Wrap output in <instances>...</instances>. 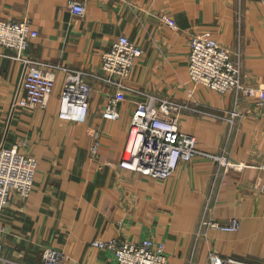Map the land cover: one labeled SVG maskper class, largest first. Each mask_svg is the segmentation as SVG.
I'll return each mask as SVG.
<instances>
[{"label": "crops", "instance_id": "obj_1", "mask_svg": "<svg viewBox=\"0 0 264 264\" xmlns=\"http://www.w3.org/2000/svg\"><path fill=\"white\" fill-rule=\"evenodd\" d=\"M84 1V14L75 15L67 0H0V20L27 17L38 32L26 56L80 70L91 88L83 122L57 115L60 72L44 108L13 106L22 68L0 47V146L38 161L29 196H14L0 210V264H42L47 248L63 252L64 264H116L90 241L145 237L165 243L168 264H204L212 250L264 264V117L253 100L194 85L187 66L190 38L209 31L229 49L243 82L258 86L264 75V0ZM120 35L143 50L124 92L100 79L101 54ZM113 94H120L119 118L109 120L103 110ZM147 95L199 102L202 113L181 114L180 130L194 135L202 152L225 150L245 164L243 170L221 174L217 162L204 156L181 163L166 180L121 168L131 115ZM233 108L244 115L231 118ZM95 137L99 147L92 153ZM204 206L216 219L239 218V229L209 230L196 238Z\"/></svg>", "mask_w": 264, "mask_h": 264}, {"label": "built area", "instance_id": "obj_2", "mask_svg": "<svg viewBox=\"0 0 264 264\" xmlns=\"http://www.w3.org/2000/svg\"><path fill=\"white\" fill-rule=\"evenodd\" d=\"M71 12L83 15L84 0H67ZM166 23L176 29V22L166 18ZM27 17L19 20H0V47L12 54L5 56L21 64V79L15 91L13 106L44 108L53 95L57 73L63 75L59 94L58 117L63 121L86 120L89 113L91 88L85 81L84 73L58 64L49 63L26 56L25 50L30 41L37 38ZM143 50L126 35H120L112 45L101 54L102 74L100 79L107 85L124 92L126 81L135 61ZM188 75L194 85L205 86L221 94L234 92L238 97L256 98L257 106L264 116V76L259 88L243 83L237 61L231 57L228 48L213 38L211 32L194 34L188 44ZM241 97V99H243ZM192 99V100H190ZM178 102L168 98L147 95L140 100L131 115L125 149L119 166L142 177L159 180L170 178L183 162H190L195 156L215 160L221 174L242 171L243 163L234 162L225 150L211 154L198 149L197 139L190 133L180 130V116L193 111L201 114L199 102L190 98ZM120 94L108 97L103 117L109 120L119 118ZM194 106H193V105ZM231 118H241L244 112L233 108L227 112ZM99 140L95 137L91 152L96 153ZM38 161L32 155L21 153L16 147L0 146V210L10 204L12 197L26 199L33 189ZM239 218L219 220L211 215V207L204 206L195 232L196 238L206 237L209 230L235 232L239 229ZM5 232L0 225L1 242ZM91 246L112 252L116 264H168L166 246L162 241L145 237L137 242L112 238H95ZM66 256L55 248L44 252L43 264H64ZM204 264H262L254 259H237L225 256L218 251H210Z\"/></svg>", "mask_w": 264, "mask_h": 264}, {"label": "rangeland", "instance_id": "obj_3", "mask_svg": "<svg viewBox=\"0 0 264 264\" xmlns=\"http://www.w3.org/2000/svg\"><path fill=\"white\" fill-rule=\"evenodd\" d=\"M230 54H231V52H230ZM231 57H232V59H233V56H232V54H231ZM234 60V59H233ZM235 61V60H234ZM264 76V75H263ZM241 79H242V75H241ZM262 80H263V77H262ZM262 80H261V82H262ZM243 81V80H242ZM261 82H260V84H261ZM244 84H246V85H248V86H251V87H254V88H259L260 87V84L258 85V86H253V85H250V84H247V83H245V82H243ZM198 86V85H197ZM241 97H243L242 95H241ZM243 99L244 100H253L254 101V105L256 106V108L257 109H259V112H260V114L263 116V110L262 109H260V107H258L257 106V100H256V98H245V97H243ZM186 101H189V100H185V101H183V102H186ZM239 110V109H238ZM230 111V110H229ZM264 117V116H263ZM231 158V157H230ZM237 163H240V162H237ZM1 226H3L2 224H0ZM5 229V228H4ZM95 239V238H94ZM92 241V240H91ZM91 241H90V245H91ZM1 244H2V242H1ZM93 247V246H92ZM56 249V248H55ZM1 250H2V246H1ZM58 250V249H57ZM60 251V250H59ZM107 251V250H106ZM44 252H45V250H44ZM44 252H43V262H44ZM108 252H110V251H108ZM111 254H112V252H110ZM64 254V253H63ZM65 255V254H64ZM112 256H113V254H112ZM43 262H42V264H43Z\"/></svg>", "mask_w": 264, "mask_h": 264}, {"label": "bare ground", "instance_id": "obj_4", "mask_svg": "<svg viewBox=\"0 0 264 264\" xmlns=\"http://www.w3.org/2000/svg\"><path fill=\"white\" fill-rule=\"evenodd\" d=\"M1 259H2V255H1Z\"/></svg>", "mask_w": 264, "mask_h": 264}]
</instances>
